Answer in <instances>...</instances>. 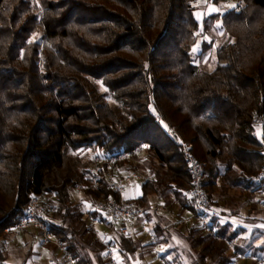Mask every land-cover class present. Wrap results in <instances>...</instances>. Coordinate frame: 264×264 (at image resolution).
<instances>
[{"label":"trees","instance_id":"1","mask_svg":"<svg viewBox=\"0 0 264 264\" xmlns=\"http://www.w3.org/2000/svg\"><path fill=\"white\" fill-rule=\"evenodd\" d=\"M200 1L0 0V264H8L4 243L28 195L46 190L56 195V212L45 223L76 264H110L73 189L90 184L93 157L78 153L110 158L134 149L141 154L116 167L145 175L131 200L155 225L152 239L136 230L118 240V264H130L125 255L136 264H237L245 228L216 213L209 233L184 224L193 201L181 142L206 163L213 211L264 208V0H208L226 8L201 23ZM215 22L227 38L215 69L200 72L192 49ZM83 197L123 199L105 168ZM152 197L160 211H150ZM173 229L187 244L185 262L159 247ZM263 252L254 249L252 264H264Z\"/></svg>","mask_w":264,"mask_h":264},{"label":"built area","instance_id":"2","mask_svg":"<svg viewBox=\"0 0 264 264\" xmlns=\"http://www.w3.org/2000/svg\"><path fill=\"white\" fill-rule=\"evenodd\" d=\"M181 148L191 179L189 197L193 201V213L184 219V224L190 226L192 223H198L205 232L209 233L211 232V221L217 219L218 216L211 209V202L203 184L206 163L196 158L193 153L194 147L192 143L181 142ZM140 154L141 151L139 149H134L132 152L122 153L110 158L100 155L93 156L91 167L88 171L90 184H74L75 193L78 196H83V192L86 190L95 189L97 186V174L101 169L105 168L108 172L110 189L123 197L129 184H139L145 181L146 177L136 171L127 172L125 166L116 167V164L125 162L130 157L139 156ZM259 177L264 178V163L260 168ZM134 198L136 199L137 197ZM80 202L82 203L80 213L87 219L89 224L96 227L100 221L96 216H99L104 220L103 222L108 228L107 234H102L95 229V236L105 245L110 264H118L115 258L120 249L118 240L120 238H134L137 223L140 227L139 230H141V234L138 237L145 235L152 239V230L148 228L147 210L131 199H122L119 202L113 199L80 200ZM54 212H56V195L54 192L48 190L39 193L32 192L28 195L24 216L19 219L9 232L18 236L27 231H33L39 235L42 250L51 246L63 256L65 264H76L72 256L65 250L62 243L53 236L45 223L46 214ZM5 232L8 231L5 230ZM124 258L130 264H134L130 256L125 255ZM47 264H57V261L50 257ZM258 264H262V262L258 261Z\"/></svg>","mask_w":264,"mask_h":264},{"label":"rangeland","instance_id":"3","mask_svg":"<svg viewBox=\"0 0 264 264\" xmlns=\"http://www.w3.org/2000/svg\"><path fill=\"white\" fill-rule=\"evenodd\" d=\"M225 8H226L225 3L224 5L214 6L208 0H201L200 3L198 4V10L196 12V15L201 23L203 19L207 17V15L216 12H221L222 10H225ZM217 24L220 25L219 28L216 27ZM226 38L227 36L225 35L220 22H215L212 25H210L208 31L204 30L203 33H199V42L197 45L198 51L196 52L197 55L196 66L200 72H204V71L211 72L215 69L217 65L216 50L224 43ZM39 39H40V34L35 35L32 38V40H38V41ZM202 44L210 45L209 49H207L205 52L202 51ZM201 54L202 56L198 57ZM101 90L105 91V88L101 86ZM108 102L111 104H115L110 98L108 99ZM78 155L84 157L86 160H89L93 157L94 153L91 150H84V151H80ZM139 191L140 190L138 186V192ZM76 197L79 198L80 200H84L83 196L77 195ZM259 207L262 206L259 205L258 208ZM246 210L247 208H243L241 212L242 213L246 212ZM255 214L258 218H261L264 221V208L260 210V212L254 213V215ZM148 228L152 230V226L150 224ZM95 229L102 234L108 233V228L105 225H103L101 221L98 222V225L96 226ZM139 229L140 227L137 223L135 226V230H139ZM25 233H22L18 236L12 234V236L6 241V243H4L3 250L6 255L7 263L8 264H47L48 259L51 257L50 252L47 249L42 250L40 243L39 245L37 244L32 246V241L30 237L28 235H23ZM147 240L148 239H146V241ZM186 246L187 244L185 243V241L174 229L170 231L169 241L164 245H159L161 250H166L167 248H169L168 250L170 253L166 255L169 260H172L174 258L176 254L175 250H178V254H180V258L182 259L183 262L187 261L185 258L186 254L182 250L183 248H186ZM171 251L173 253H171ZM36 255L41 256L40 259H38ZM35 256L37 258H35ZM133 263L136 264L135 261H133ZM236 263L252 264V259L248 260V262H244V261L241 262L240 260H238ZM147 264H152V263H147Z\"/></svg>","mask_w":264,"mask_h":264},{"label":"crops","instance_id":"4","mask_svg":"<svg viewBox=\"0 0 264 264\" xmlns=\"http://www.w3.org/2000/svg\"><path fill=\"white\" fill-rule=\"evenodd\" d=\"M138 186L137 183H131L126 187V190L123 195V199H132L134 197H138ZM150 211L157 209H160V206L158 205V202L156 198L152 197L150 199ZM262 207H259L258 209L251 212L250 215H248V208L246 212H240L239 215H232V213L227 209H214L215 213L220 217L222 221L230 222L232 224H235L239 227L245 228L247 230L246 236L241 237V245L243 247V251L245 252L243 255L239 256V260L241 262H248V260L254 259L252 256L254 253L255 248H263L264 247V221L261 218H258L256 212H260L262 210ZM160 211V210H159ZM254 212V213H253ZM149 224L152 226L155 225V221L151 220ZM23 235H28L32 241L33 245H39V235L33 231H27ZM264 252L261 253V257L259 258L263 260ZM37 256V255H36ZM38 259H40L41 256H37ZM139 264V263H138Z\"/></svg>","mask_w":264,"mask_h":264},{"label":"snow or ice","instance_id":"5","mask_svg":"<svg viewBox=\"0 0 264 264\" xmlns=\"http://www.w3.org/2000/svg\"><path fill=\"white\" fill-rule=\"evenodd\" d=\"M228 7L235 8L236 6L235 5H228ZM216 27L219 28L220 25L217 24ZM197 51H198V46H194L192 49V52L195 54Z\"/></svg>","mask_w":264,"mask_h":264}]
</instances>
